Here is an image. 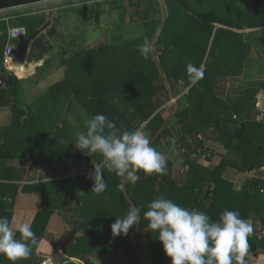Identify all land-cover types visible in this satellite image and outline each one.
Wrapping results in <instances>:
<instances>
[{"label":"trees","instance_id":"trees-1","mask_svg":"<svg viewBox=\"0 0 264 264\" xmlns=\"http://www.w3.org/2000/svg\"><path fill=\"white\" fill-rule=\"evenodd\" d=\"M141 6L136 4V13L143 22L140 34L135 38L108 39L99 45L80 48L72 54L62 52L66 75L50 88V93L56 95L72 89L86 108L85 121L96 114H104L115 121L117 127L129 131L138 128L134 126L136 117L140 120L139 126L147 122L151 144L158 151L172 143L169 137H174L184 150V165L188 166V170L184 171L182 178L172 177L171 172L146 175L141 170L138 172L141 179L135 185L126 182L121 190L118 187L120 177L105 168L109 199L99 200L97 197L101 195L92 191L90 198L84 199L78 196L81 181L90 180L92 189L94 180L89 179L88 174L79 179L76 177L78 182L71 177L60 178L71 165L67 164L63 169L57 161L58 156L41 148L37 137L24 135L23 124L29 110L13 98V120L10 125L0 128V159L27 158L34 165L52 168L59 173L56 181L24 187L25 190L46 188L48 191L44 193L42 208L31 226L38 238L37 244L33 246L29 259L18 260L15 264H32L51 214L59 206L53 199L63 196L80 204V223L86 233L75 242L61 247L67 260L64 264H93L88 256L113 253L129 256L128 260L119 264H172L158 239L159 232L149 227L150 222L143 215L148 210V204L161 193H166V198L181 207L205 212L213 221H218L220 214L227 209L238 210L242 219L259 215L264 225V172L261 171L264 166V120H256L260 109L253 98L242 106L237 105L250 84L230 77L231 82L244 87L237 97L226 96L223 87L228 78L221 77L217 95L229 104L237 105L233 109L216 107L217 99L211 94L216 78L239 56L240 41L236 30L264 26V0H165V13L159 9L151 13L150 9H141ZM15 20L19 26L26 27V36L37 33L48 22L44 15H21ZM9 23L13 24L14 20L6 22L0 19V82L7 84L1 90V105L11 103L19 83V78L3 64ZM51 28L50 33L54 31V26ZM41 35H36L31 42L28 62L41 60L49 52V42ZM145 36L153 42L154 49L148 59L138 49ZM189 63L201 68L204 73L195 84L189 79ZM163 76L173 86L174 82L182 85L179 86L181 91L187 89L181 107L167 122L158 111L155 100ZM178 89L176 86L175 95L181 93ZM116 98L126 110H130L129 107L133 110V119L119 110V104L111 103ZM213 142L223 145L228 152L235 151L237 159L225 155L217 165L206 166L191 158L203 151L213 153L210 146ZM85 156L82 164L93 168L94 164L103 160L99 153ZM69 161L72 163V160ZM167 163L170 168V162ZM229 167L242 172L255 170L256 173L246 178L239 187L225 175ZM10 170L11 167H0V172H3L0 176H7L6 172ZM78 184H81L79 188ZM3 186L6 184L0 183V196ZM133 206L140 209V221L127 235L113 236L111 225L117 218H124ZM12 213V206L0 197V217L7 216L11 221ZM137 228L144 235L134 244L130 233ZM16 237L20 238L18 232ZM249 243V253L259 246L264 248V238L259 239L255 233L249 237ZM249 253L246 257L248 264ZM85 257L87 259L84 260ZM0 264L13 262L0 254Z\"/></svg>","mask_w":264,"mask_h":264},{"label":"crops","instance_id":"crops-1","mask_svg":"<svg viewBox=\"0 0 264 264\" xmlns=\"http://www.w3.org/2000/svg\"><path fill=\"white\" fill-rule=\"evenodd\" d=\"M18 16L21 15L0 12V19L3 18L6 22L10 19L14 20ZM43 32L45 30L40 34ZM236 32L239 34L238 41H240L237 50L239 56L229 68L223 70L216 78L211 94L217 99V103L215 104L218 108L233 109L237 105H244L248 99L253 98L256 100L258 109L260 111L264 110V26L238 29ZM46 59L48 60L47 62H45ZM65 73L66 66L62 64L61 56L59 59L57 57L53 59L44 57L41 60L32 62L26 60V63L21 67L20 73L15 75L19 78V83L15 90V96L11 97V103L0 104V128L11 124L14 114L13 98H15V102H19L23 108H28L29 110L23 124L24 135L27 137L31 135L37 137V142L41 148L58 156L56 157L57 161L63 169H65L67 164L71 165L65 174L71 178L76 176L79 179L81 176L94 172L93 167L82 164L86 159L85 152L77 149L75 146L78 133L86 131V126L84 125L87 113L86 108L77 99L72 89L63 90L56 95L50 93V88L62 81L65 78ZM221 77L228 78L223 87L226 96L237 97V95L242 93V88L244 87L240 83L231 82L230 77L240 82L242 81V83L250 84L237 105L229 104L225 98L217 95V87L221 83ZM165 84L158 85V93L155 100L159 107L158 111L163 114L167 122L171 119L178 105L183 103L184 93L175 95V86L170 82ZM2 88L0 83V97ZM112 102L113 104H119V110L124 111L127 117H134L131 115V111L133 112V110L129 106L127 108L130 110H126L118 98L113 99ZM170 109L173 112H170ZM165 112L170 113L167 115ZM139 123L140 120L136 117L135 127L140 128L145 124L139 126ZM147 134L149 136L150 132L147 131ZM169 144H166L162 150V154L166 157L167 162L171 161L172 158L167 148ZM175 144L183 156L182 162L180 163L182 164L180 166V173L183 174L184 171L181 172L182 169L187 168L188 170V166L184 165L186 156L179 144ZM210 146L213 153L203 151L204 158L202 161L200 159L202 154L198 156L194 154L191 158L197 159L203 165L214 166L225 155H230L235 160L238 157L235 151L228 152L227 148L218 142H213ZM69 160H72V163H69ZM167 166H169L168 163ZM0 167H11L12 169L6 172L7 176H0V183L6 184V186H3L4 188L1 191L0 197L2 200L8 202L13 209L10 222L13 225L28 222L32 226L38 211L42 208L44 193L46 194L48 190L43 187V190H25L24 187L56 181L59 178V173L52 168L34 165L27 158H16L12 160L0 159ZM168 169H166V173L171 172V168L168 167ZM261 171L264 172V166L261 168ZM178 173L175 169L174 175L171 173L172 177H178ZM226 173L229 176L228 178L236 186L241 187L244 180L255 175L256 172L255 170L242 172L237 168L229 167ZM2 174L3 172H0V175ZM78 179H75L77 180L76 182H78ZM81 183L82 185L78 184V188L81 185L78 193L80 191L85 193L79 196L84 199H89L92 195L90 193L92 183L90 180L81 181ZM104 193L98 196L97 199L100 200L107 196V190ZM53 200L55 205L59 206L51 214L45 236L36 248L32 264H46L48 261L51 264H64L67 260L61 247L75 242L78 238L86 234L83 225L80 223L82 215L79 210L80 204L65 196L57 197ZM245 220H249L253 224L254 233L257 236L264 229L259 215ZM143 235L144 233L137 228L130 233V239L135 244L137 240L143 238ZM88 257H90L93 264H119L129 259V256L124 253L102 254ZM249 264H264V248L262 246H259L256 250L249 253Z\"/></svg>","mask_w":264,"mask_h":264},{"label":"clouds","instance_id":"clouds-1","mask_svg":"<svg viewBox=\"0 0 264 264\" xmlns=\"http://www.w3.org/2000/svg\"><path fill=\"white\" fill-rule=\"evenodd\" d=\"M138 49L148 59L154 51L153 42L145 36ZM187 71L193 84L203 78L202 69L193 63L187 65ZM85 125L86 131L78 133L75 146L85 155L99 153L103 157L102 163L94 164V172L88 174L94 180L91 191L97 195L107 189L105 168L120 177L121 190L126 182L135 185L141 179L138 175L141 170L146 175L167 174L166 157L152 146L143 127L122 130L104 114L87 119ZM168 139L176 143L174 137ZM84 193L80 191L78 196ZM166 197V193L159 194L143 215L150 222L149 227L159 232L158 239L172 264H248L249 237L254 233V226L242 219L238 210L225 209L219 220L213 221L205 212L186 209ZM140 219V209L131 207L124 218H117L111 225L113 236L127 235ZM37 240L30 223L13 225L7 216L0 217V254L13 264L29 259Z\"/></svg>","mask_w":264,"mask_h":264},{"label":"rangeland","instance_id":"rangeland-1","mask_svg":"<svg viewBox=\"0 0 264 264\" xmlns=\"http://www.w3.org/2000/svg\"><path fill=\"white\" fill-rule=\"evenodd\" d=\"M136 4H142L141 9L148 8L152 11L151 13L158 9L165 13V0H54L3 12L14 15H44L47 20H52L41 36L50 45L49 52L45 57L59 59L62 52L72 54L80 48L99 45L108 39L118 41L135 38L140 34L143 22V19L136 13ZM46 9L51 10L49 14L43 12ZM10 25L19 26L20 24L14 19V23ZM51 25L54 26V31L50 33ZM155 58L157 57L155 56ZM161 78L163 79L162 85L169 82L164 76ZM174 86H178V90L181 91L182 85L178 82H174ZM186 92L187 89H184L180 95ZM181 105L180 103L177 108H180ZM171 110L170 112H173ZM169 113L165 112L167 115ZM146 125L147 122H145L143 130L147 133ZM167 148L172 157L169 161L172 166L170 167L171 173L174 175L176 169L179 172L178 177L182 178L183 174L180 173L182 164L180 163L183 156L178 151L176 144L170 143ZM203 158L202 154L201 161ZM225 175L229 177L227 173Z\"/></svg>","mask_w":264,"mask_h":264},{"label":"water","instance_id":"water-1","mask_svg":"<svg viewBox=\"0 0 264 264\" xmlns=\"http://www.w3.org/2000/svg\"><path fill=\"white\" fill-rule=\"evenodd\" d=\"M49 1L54 0H0V12ZM49 22L50 21L48 20V22L41 27L37 33L28 36H20L18 38L13 52V68L11 72L14 75H18L21 71V67L26 63L30 42L48 26ZM46 264H51V262L48 261Z\"/></svg>","mask_w":264,"mask_h":264},{"label":"built area","instance_id":"built-area-1","mask_svg":"<svg viewBox=\"0 0 264 264\" xmlns=\"http://www.w3.org/2000/svg\"><path fill=\"white\" fill-rule=\"evenodd\" d=\"M51 10H43L46 14H49ZM27 34V29L24 26H9L7 30V38H6V43L3 49V64L5 67L9 70L12 71L13 68V52L14 48L17 44V40L20 36H26ZM3 88L7 87V84L0 82ZM236 118V116H234ZM256 120L262 121L264 120V110H261L259 114L256 115ZM187 170L182 169L181 172ZM69 176L66 174L61 175L60 178L65 179ZM75 179L76 176H73ZM259 239L264 238V229L261 230L260 234L258 235Z\"/></svg>","mask_w":264,"mask_h":264}]
</instances>
